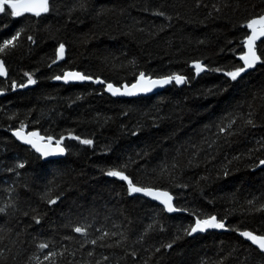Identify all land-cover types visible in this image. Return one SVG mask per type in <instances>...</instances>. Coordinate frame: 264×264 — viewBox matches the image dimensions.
<instances>
[{"label": "trees", "instance_id": "1", "mask_svg": "<svg viewBox=\"0 0 264 264\" xmlns=\"http://www.w3.org/2000/svg\"><path fill=\"white\" fill-rule=\"evenodd\" d=\"M10 13L0 44L20 36L0 53V264H264L237 235L264 236V39L260 62L226 75L244 65L264 0H49L40 16ZM67 71L92 81L55 79ZM142 72L185 82L133 99L105 92ZM17 128L61 140L65 156L42 161ZM110 170L168 191L180 212ZM213 216L223 228L191 233Z\"/></svg>", "mask_w": 264, "mask_h": 264}, {"label": "snow or ice", "instance_id": "2", "mask_svg": "<svg viewBox=\"0 0 264 264\" xmlns=\"http://www.w3.org/2000/svg\"><path fill=\"white\" fill-rule=\"evenodd\" d=\"M11 9V15L12 16H21L23 13H34L36 16H40L42 13H46L49 11V0H0V12H4L5 8ZM163 15V13H160ZM247 27L251 29V35L247 36L246 38V45H247V52L241 57V59L244 61V65L240 68H237L235 71H231L226 73L231 79L236 80L237 77L241 75V73L245 72L248 68L254 67L257 62H260L261 57L256 54V41L260 39L261 37H264V16H261L256 19H252L248 22ZM20 36V33L17 32L16 35H14L11 39L5 40L2 44H0V53H3L6 49L9 47H15V43L18 41V38ZM64 55V45L61 44L58 50V59L62 58ZM194 67L197 73H200L205 70L204 66L196 62L194 63ZM6 70L4 68L3 61H0V75H6ZM28 75V84H34L36 83L35 80L31 78L30 74ZM55 79H65V80H89L91 79L90 76H85L78 72H70L65 73L63 77L57 76ZM172 81H175L177 84H181L185 82V78L180 75L173 74L168 77L161 78L159 80H151L150 78L145 77V74L142 72L140 73V78L137 81L136 84H133L131 86L132 89H136L141 92H147L151 91L152 87H155L157 85H165L169 84ZM150 85V86H146ZM15 86V85H14ZM20 87H25L26 85L21 84ZM107 88L109 91H111L114 95L120 92L119 88H114L112 84H108ZM126 91L123 93L125 95H133L135 94L133 91L128 90L127 86H125ZM251 123V121H249ZM225 129H221V131H224ZM20 139L24 140L26 143L32 145L38 152H42L44 156H48L51 153L47 150H45V147H42L38 144V140H42L43 137H40L38 133L31 132L28 133V137H34L36 139H31L28 137H25L21 134V131H17L15 133ZM75 139L79 140V137H75ZM49 142L52 140L51 137H48ZM57 145H59L60 141L56 142ZM81 143L85 145L92 144L91 140H82ZM59 151L62 153L64 151L63 148H60ZM261 164H264V161L260 162ZM23 167V165H21ZM107 175L112 177H118L120 179H123L128 182L129 185V192L130 193H136V192H144L147 195L155 196L156 199H161L162 203L166 206L167 210L169 212L174 211L175 209L172 206V197L167 193H153L150 189L140 188L137 187L133 182L126 176L122 171L118 170H110L108 171ZM51 203H55V201H50ZM0 211H3V209H0ZM224 224L222 222H218L216 217H210L206 220H197L195 227L191 229L192 232H196L197 230L203 231L206 228H223ZM75 231L77 233H84L85 229L82 227H76ZM191 234V233H189ZM242 236L248 238L251 240L254 244L258 245V247L261 250H264V236H257L254 235L252 232H242ZM92 243H95V241H92ZM47 244H41L40 248H47ZM170 247V245H169ZM55 253H49L47 256L44 257L45 260H50L53 256H55Z\"/></svg>", "mask_w": 264, "mask_h": 264}, {"label": "water", "instance_id": "3", "mask_svg": "<svg viewBox=\"0 0 264 264\" xmlns=\"http://www.w3.org/2000/svg\"><path fill=\"white\" fill-rule=\"evenodd\" d=\"M9 9H10V8H9ZM10 10H11V9H10ZM26 13H27V12H26ZM29 14H34V13H29ZM34 15H35V14H34ZM261 16H264V14H262V15L256 17V18H259V17H261ZM256 18H253V19H256ZM248 29H249V28H248ZM249 35H251V29H249V33H248L247 36H249ZM246 38H247V37H246ZM263 39H264V37H261L260 39H258V40L256 41L255 47H256V45H257L260 41H262ZM245 41H246V39H245ZM243 48H244V50H243L244 52H243L242 56H243V55L247 52V50H248V49H247V45H246L245 42H244V44H243ZM58 50H59V49H58ZM256 54H257V52H256ZM242 56H241V57H242ZM57 57H58V51H57ZM62 58H63V57H62ZM62 58H59V59H62ZM241 61H242L243 64H244V61H243L242 59H241ZM249 69H250V68H249ZM70 72L75 73L76 71H67V72H65V73H70ZM65 73H64V74H65ZM78 73H79V72H78ZM64 74H63V75H64ZM0 76H2V75H0ZM62 77H63V76H62ZM145 77L150 78L151 80H159V79H161V78H164V77L152 78V77H149V76H145ZM167 77H168V76H167ZM139 78H140V77H138L136 80H134V81H133L132 83H130V84H123V85H121V86H115V85H113L114 88H119V89H120V92L117 93V94H115V95H114L111 91L108 90L107 85L105 86V92H106L108 95L112 96V97L126 98V99H133V98H139V97H147V96H150V95L156 94V93H158V92L160 93V91H162L164 88H166L167 86H169V85H171V84H175V85L178 86V87H180V86H182V85L184 84V83L177 84L175 81H172V82L169 83V84H165V85H162V86H161V85H157V86H155V87H152V90H151V91L141 92V91H138V90H136V89H132V88H131V86H132L133 84H136V83H137V81L139 80ZM59 80L62 81V82H65V83H83V82H91V81H92V79H89V80H65V79H59ZM125 86H127V89L133 91L135 94H133V95H125V94H123V93L126 91ZM146 86H150V85H146ZM17 131H21V134H22L23 136H25V137H28V133H31L32 131H28V130H24V129L17 128V129H14V130L10 131V134L13 136V138H14L18 143H20L21 145H23V146H25V147H28V148H30L32 151H34V153L37 154V155L42 159V161H49V160L59 159V158H62V157L65 156V148H64V146L62 145V141H61V140H60L59 145H57L56 142H53V141H50V142H49V140L46 139L43 135H41L38 131H33V132L38 133L40 137H43L42 140H38V141H37L38 144H39L40 146H42V147H45V150H47V151H49V152L51 153V154L48 155V156H44V155L42 154V152H38V151L36 150V148H34L32 145L26 143L24 140L20 139L17 135H15V133H16ZM28 138L36 139V138H34V137H28ZM60 148H63V149H64V151H63L62 153L59 151ZM262 161H264V160H262ZM260 162H261V161H260ZM260 162L258 163V165H256V168H262V167H264V164H261ZM137 187H139V186L137 185ZM140 188H142V187H140ZM145 189H150L153 193H163V192H167V193L172 197V201H171V203H172V206H173V208H174L175 210L169 212V211L167 210L166 206L162 203V200H161V199H156L155 196L147 195V194H145L144 192H136V193H132V194H133V195H136V196H141V197H143V198H145V199H147V200H149V201H151V202H153V203H156L157 205L161 206L167 214H175V213H179V212H180V210L177 209V207L174 206V198H173V196H172L168 191L160 190V189H154V188H149V187H146ZM195 225H196V223L194 224L193 227H195ZM193 227H192V228H193ZM214 229H215V228H206V229L203 230V231L197 230L196 232H191V233H192V234H202V233H204L205 231L214 230ZM246 231H247V232H250V231H248V230L238 231V232H237V235H238L240 238H242L243 240H245V241H247L248 243H250L253 247H255L259 252H261V253L264 255V250H261V249L258 247V245L254 244L251 240H249L248 238H246V237H244V236L241 235L242 232H246ZM252 233H253V232H252ZM253 234H254V235H257V236H262V235H258V234H256V233H253Z\"/></svg>", "mask_w": 264, "mask_h": 264}, {"label": "rangeland", "instance_id": "4", "mask_svg": "<svg viewBox=\"0 0 264 264\" xmlns=\"http://www.w3.org/2000/svg\"><path fill=\"white\" fill-rule=\"evenodd\" d=\"M215 229H221V228H215Z\"/></svg>", "mask_w": 264, "mask_h": 264}]
</instances>
